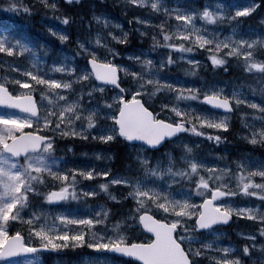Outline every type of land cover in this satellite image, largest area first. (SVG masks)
Listing matches in <instances>:
<instances>
[{
    "label": "snow or ice",
    "instance_id": "6c2138e0",
    "mask_svg": "<svg viewBox=\"0 0 264 264\" xmlns=\"http://www.w3.org/2000/svg\"><path fill=\"white\" fill-rule=\"evenodd\" d=\"M41 2L47 7L56 8L54 2ZM130 3L143 6L149 0H130ZM162 5L163 0H150L152 10L160 11ZM21 7L25 12L30 11L19 0H12L6 6L10 12L19 11ZM218 7L223 8V5ZM250 11L252 7H244L237 10L235 15ZM165 12L174 14L176 21L181 22L172 31H163V23L160 25L168 49L192 52V45L200 48L209 45L207 51L212 53L209 59L214 66L225 65V57L242 55L245 57V71L256 69L264 74V60L257 61L254 56L257 46L264 48V35L251 40L241 38L233 41L231 37L218 39L215 35L210 37L206 30L196 26V11L166 8ZM222 16V11L213 13L207 6L199 13V18L207 22H215ZM94 19L99 21L101 17L94 16ZM136 19L138 23H150L146 19ZM68 21L67 16L63 17L65 24ZM8 31V28L0 26V52L12 54L18 50L19 53L30 54L35 71H25L22 78L13 80L12 83L19 85V88L12 91L5 82L0 81V106L19 110L13 112L0 109V259L5 264H9L8 258H16L11 264H43L42 257L38 255L40 249L63 248L69 246V242L73 248L86 246L97 250L99 260L87 261L86 264H112L107 253L136 257L142 264H199L197 258L205 255V250H211L217 242L205 241L201 248H193V243L200 240L193 233L201 231L212 236L219 235L213 226L227 222L233 213L259 220V233L264 236V211L234 207L230 199L239 192L245 196L258 197L264 202V161H248L247 165L244 161H236L239 171H233L227 165L209 166L191 155L193 148L187 144L183 145L184 155L179 157L184 163L183 167L175 166V158L171 153H166V164L159 159L153 161L149 155L157 146L162 147L163 143L178 140L185 132L207 135L208 139L219 143L222 137L205 132L203 127L228 129L227 113L233 108L232 100L236 105L243 102L258 109L262 114L261 120H264V102L257 104L254 100L241 101L235 90L231 96L222 95V90L205 92L201 96L195 88L173 84L166 77L161 79L159 69L166 66L164 61L161 60L157 68L147 55L143 58L130 57L140 65L139 71L128 65L117 64L112 57L119 55V52L109 47L99 33L95 49L90 40L88 46L78 41L81 50L78 54L84 55L86 59V64L79 71L70 66L65 57L64 62H53L49 72L45 73L36 67L42 61L33 45L21 39L9 38L4 34ZM48 31L58 35L61 42L68 39L62 32L52 28ZM109 35L112 36L111 33ZM173 37L187 41L189 46L175 42ZM126 38V32L122 36H112V39L121 43ZM153 41L158 43L155 36ZM233 43L236 47L232 46ZM101 48L105 49L102 53L99 51ZM221 49L224 51L221 52ZM188 62L198 63L194 60ZM167 63H174L171 54ZM51 72L66 74L67 78H53ZM120 73L131 78L130 86L121 87L123 80ZM27 78L34 82L31 86ZM93 79L100 83H91L89 86L86 82ZM78 82L79 92L75 87ZM109 84L117 89L111 102L105 100L103 107L92 105L90 102L94 95L97 92L102 94ZM37 86L42 87L38 89ZM162 89L173 92L175 102L161 104L159 111H156L144 97H154ZM37 90L40 95L39 107L33 95ZM190 100H200L211 106V110L200 111L187 104L180 106V101ZM215 109H222L225 114L217 116L213 112ZM101 116L112 121V124L102 128L103 134L93 136V139L108 142L119 135L128 141L143 142L141 148L144 150L139 151L135 157L138 164L136 176L114 173L110 176V169L95 167H59L62 161L55 155L54 147L57 134L87 139L86 131L93 128ZM245 138L253 144L264 143V125L251 130ZM98 177L109 179L89 187L80 186L83 179L92 181ZM254 177H259V182ZM233 179L236 181L235 190L230 186ZM110 184L127 185L129 191L126 196L135 204L130 214L114 219V214L103 204L94 206L97 209L94 214H91V208L88 209L89 214L84 216L65 209L56 212L52 220H49L46 212L34 211L27 218L22 214V210L30 205L41 207L34 203L40 199L48 206L60 207L63 202L70 200L96 197L98 190L116 200L117 197L109 191ZM41 188L45 191H41ZM16 221L20 222L19 226L14 223ZM69 225L74 227L69 228ZM25 226L27 236L22 234ZM13 227H16L15 231H12ZM136 229L148 236L146 242H137L132 238L131 233ZM34 238H38L37 244L32 243ZM249 239L255 241L256 237L250 234ZM253 247H259L264 254V243L253 244ZM222 251L229 254L233 250L224 247ZM243 253L249 254L248 244L243 246ZM210 259L217 260L218 264H242L239 256L228 258L225 255ZM261 261L264 264V255Z\"/></svg>",
    "mask_w": 264,
    "mask_h": 264
},
{
    "label": "rangeland",
    "instance_id": "374dc122",
    "mask_svg": "<svg viewBox=\"0 0 264 264\" xmlns=\"http://www.w3.org/2000/svg\"><path fill=\"white\" fill-rule=\"evenodd\" d=\"M36 2H41V0H31ZM123 5L131 4L130 0H120ZM48 4L53 3V0H47ZM198 2V3H197ZM42 3V2H41ZM197 3V5H196ZM44 4V3H43ZM253 4L255 5L253 7ZM137 8L145 9L146 13L143 15V17H139L142 20L146 19L149 20L150 23L143 24L137 22V17L131 15L128 16V19H118L113 17L112 15L108 14L107 12L102 13H93L91 14L90 21L81 23L80 26L83 27V38L80 39L81 43H85L86 46H88V41H91L92 48H96L95 40L97 38V33L100 34L103 41L109 45V47L115 48L119 55H115L112 58L115 60L117 64H124L130 66L133 70L139 71L140 65L130 59V57L134 56H140L144 57L147 55L148 59H151L154 62V65L158 68L159 63L161 60L164 61L165 67L163 69H159L160 72V78L164 79L165 77L167 80L173 84H187L186 82L180 80V79H170L169 75H165L163 73V70L171 65H186L191 69H194L196 71H202V70H208L210 71L214 67L215 73L221 72L225 65H216L214 66L209 59V56L212 54L207 49L210 47L209 45H206L205 48H200L198 45H192L194 48V51L192 52H181L179 49H168L163 41V35H162V29L160 25L163 23V31H172L174 30L175 26L178 23L175 19V15H169L165 12L166 8H179L181 10L183 9H189L194 10L198 14L195 17V23L196 26L202 30H206V32L211 36L215 35L218 39H224L225 37H231L233 41H238L241 38L251 40L253 38H256L258 35H264V15L261 17L260 21L262 22V25H260L258 21V10L259 7L262 5V2L260 0H212L208 3L204 4V7H208L209 10L213 13L216 11H222L223 16L218 17L215 22H207L203 21L199 18V13L202 12V10L198 9V6L201 5V2L198 0H188L187 3H179L174 0L172 3H168V1L163 0V5L160 9V11H155L150 8V0L149 3H146L145 5L141 6L139 4L133 5ZM218 5H223V8H219ZM45 8L47 6L43 5ZM244 7H252V11H250L247 14H241L240 16H236L235 12L239 9H242ZM94 16H100L101 19L97 21L94 19ZM134 18H133V17ZM150 16V17H149ZM256 16L255 23L251 22L250 19L252 17ZM107 21V23H105ZM132 23V24H131ZM119 25V27H116ZM119 30V31H118ZM95 31V32H94ZM127 33V38L124 43L119 42L118 40L112 39V36H122L123 33ZM152 32V33H151ZM154 32V33H153ZM93 33V34H92ZM109 33L112 34V36L109 35ZM90 34V35H89ZM92 34V36H91ZM144 34V35H143ZM9 36V35H7ZM153 36L156 37V41L158 43H154ZM106 37V40H105ZM133 37V38H132ZM148 37V38H147ZM9 38L14 39L12 36H9ZM145 38V39H144ZM175 42H183L186 46L188 45L187 41L180 40L179 37H173L172 38ZM26 43V42H25ZM136 45V46H135ZM123 46V47H122ZM233 47H236V44H232ZM211 47L214 48V45ZM243 47V46H240ZM137 48V49H136ZM35 50V49H34ZM36 51V50H35ZM99 51L102 53L105 51V49L101 48ZM224 49H221V52H223ZM37 54L40 56V59L42 63L37 65L39 69H41L43 72L47 73L49 72V68L52 65V61L49 60L47 57L42 55L40 52L36 51ZM1 54L5 53L8 55H13L21 58V61L24 63V67L21 69V72L24 74L25 71L33 70L35 71V68L32 65L30 54L28 53H19L18 50H14L12 54H8L6 52H0ZM171 54L172 59L174 63L168 64V56ZM216 55H221V53H215ZM255 59L257 61L264 60V48H261L259 46L256 47V50L254 52ZM183 57V58H182ZM194 60L198 62L197 64H191L188 61ZM226 62L228 60H235L237 68L239 72L251 74L252 77L250 78V82L253 80L261 81L260 84L264 81V75H258L260 73L259 70L253 69L251 72L245 71V65L244 60L245 57L240 55L237 56H231V57H225ZM4 64L11 68V64L7 62L6 59H3ZM158 65V66H157ZM71 66V65H70ZM73 68H76L72 65ZM122 74V80L126 83V86H130L132 81L130 77H125L123 73ZM50 75L53 78H61V76H64L67 78L66 74H62L59 72H51ZM30 81V86L34 82L31 81L30 78H27ZM42 86H37V88H41ZM199 94L202 96L205 92H210L214 90H222V95H228L231 96V93L235 90L239 94V98L241 101H244L245 99L252 101L254 100L257 104H260L264 102V96H262V87L257 88L254 85H247L244 86L242 83H213L208 85L207 87L203 86V88H195ZM36 92H39L37 90ZM36 92L33 93V95H36ZM96 94H101L97 92ZM115 94V92L112 94V96ZM173 92L161 90L156 93L154 97H144V99H147L148 104L152 105L157 111L160 109L161 104L175 102V96ZM39 101H40V95H39ZM111 102V101H110ZM235 105V109L237 114L233 117L231 115L228 116V123L229 128L224 129H212L207 126L203 127V130L205 132H208L209 130H214V135H222L225 132H227L230 128L233 126H237L239 128L238 134L240 135V138L237 137L235 139V142L232 143L231 141L227 140L226 144L233 145L232 147L226 146L225 143L219 142L216 143V148L221 150V154L219 157H230L231 155H239L241 157H238V159H232L231 163L227 166H229L233 171H239L236 168V161H244L247 165L248 161H254V162H260L264 161V143H250L248 139H246V135L253 130L254 128H260L262 125H264V120H261V113L258 109H253L250 107L248 103H240L239 105L235 104V101H231ZM185 104L190 106L193 109H197L200 111H207L209 110L205 103H203L200 100H190V101H180V106L184 107ZM217 116H223L222 114L214 113ZM247 115V116H246ZM86 125V121L84 122ZM112 124V121L105 120L101 116L97 120V124L93 125V128L88 129L85 133L87 136V139H84L82 137H73L76 141H82L89 143L90 146L94 149H97L96 145H99V150L94 151L92 154H89L88 152H84L81 155V151L84 149H79V155L74 159L75 161L71 160L69 157L72 156V152L74 150L73 146H70L66 143V145H62L59 143V140H66L69 138V136H62L57 134L56 136V142H55V155L60 158L62 163L59 165L62 169H71L75 166H81L86 158L94 157V160L97 162L102 161L103 164L101 167H96V169H110V176L112 175V172L114 171L113 168L110 166L111 162L113 160L111 154H107L103 152V150H106V148H103L102 146L105 144L114 143L115 140L119 139L118 135L111 141L105 142L101 141L100 139L96 138L93 139V136L98 137L99 135L103 134L101 132V129L105 126L110 127ZM79 125V122H78ZM197 127H200L197 125ZM182 141V142H181ZM181 141H179L177 144L184 145L187 144L190 147L193 148V151L200 148L203 144H207V138H203L202 136L195 134V133H187L185 132ZM209 141L211 143H214V139ZM237 141V142H236ZM89 146V147H90ZM59 147L67 148L68 154L66 156H59L57 154V151L60 150ZM236 148V149H235ZM251 149V150H250ZM62 150V149H61ZM141 147H131L130 146V152L135 154V157L139 151H143ZM200 154H204L203 152H200L199 155H196V158L198 160H202L205 163H207L209 166L212 165V162L203 157L200 156ZM149 155L153 158V161L156 159L161 160L164 164L167 163L168 157L167 155L162 156H153V154L149 153ZM218 157V158H219ZM214 158H215V152H214ZM216 160H214V164L220 163ZM137 163V162H136ZM175 163L176 167H183L184 163L183 161H180L179 163ZM221 165V166H225ZM81 168H88V167H81ZM247 170H251L250 168H247ZM109 179V177H98L95 178L92 181H88L87 179H83L81 183V187H89L93 184H99L100 182H106ZM254 179L259 182V177H254ZM235 184L236 181L233 179L231 181L230 186L233 187L235 190ZM121 187L123 189L122 192H128L129 189L127 185H121V184H110L109 185V191L114 194L117 199L112 200L108 197L107 194L100 192L98 190V195L96 197H85L83 200H70L67 202H63V204L60 207H52L46 205V203L42 200L41 204L42 207L36 208L35 212H46L48 214L49 220H52L55 218V213L58 211H64L67 209L68 211L74 212L76 215L84 216L88 215L89 211L88 209H92V213L94 214L97 210L94 206L98 204H103L106 209L109 210L110 204H117L121 203L123 200H131L130 198H121L119 194H116L113 188ZM41 191H45V189L41 188ZM234 207H240V208H258L259 211H264V202L260 200L258 197H251V196H245L242 193L237 192V195L230 198ZM132 201V200H131ZM134 203V202H133ZM87 205V206H86ZM34 211L30 210V207L25 208L22 210V214L25 218L28 217L30 213ZM235 219L237 220V224H240L241 222H251L252 223V231H246L240 227V225H235L233 228L229 230H214L219 235L212 236L208 234H204L200 236V240L198 242L193 243V248H201V245L205 241H216L217 243L213 244V247L211 250H205L206 254L198 257L199 264H207L206 258L209 257H223L225 255L228 256V258H232L233 256H239L242 264H245V261H249L250 264H262L261 257L262 252L259 247H253V244L260 245L261 243H264V236H261L259 233V228L261 226V222L256 219H251L247 215H240L237 216L235 213L232 214ZM17 226H19L20 222L16 221L14 222ZM74 226L69 225V228H72ZM16 227L12 228V231H15ZM195 233V232H194ZM193 233V234H194ZM22 234L27 236V228L26 226L23 229ZM255 234V241H252L249 239V235ZM131 236L133 238V233H131ZM234 238L237 240H242V246L237 245L234 243ZM227 240V241H226ZM33 242H38V238H34ZM59 242V241H57ZM245 244L249 245V254H245L247 258L244 260L240 256V249L237 247L243 248ZM237 245V246H236ZM224 247H229L233 251L229 254L223 253L222 249ZM51 249L49 256L52 257L55 260V264H64L66 261L70 260V264H86L87 261H92L94 259L99 260V256L97 255V250L89 249L86 246H77L75 248L70 246L63 247V248H57V249ZM48 248V249H49ZM256 249V250H255ZM72 255H75V258L72 257ZM253 255V256H252ZM257 255V256H256ZM40 257L42 254L39 255ZM107 258L112 261V264H125L121 260H118L113 257H109L107 255ZM42 260L44 261V258L42 257ZM75 261V262H74ZM209 262L212 261L214 264H218V261L215 259H209ZM0 264H5V262H0ZM11 264V262H9Z\"/></svg>",
    "mask_w": 264,
    "mask_h": 264
},
{
    "label": "trees",
    "instance_id": "16d2710c",
    "mask_svg": "<svg viewBox=\"0 0 264 264\" xmlns=\"http://www.w3.org/2000/svg\"><path fill=\"white\" fill-rule=\"evenodd\" d=\"M165 1H173V0H165ZM180 2L187 3V0H179ZM206 0H202V4L198 9H204V2ZM12 0H0V26L8 28L9 31L4 33L5 35L12 36L14 39H21L22 42L31 43L34 49L40 52L42 55L47 57L52 62L61 63L64 62V58L67 57V63L69 65H73L76 67L77 71L81 67L86 64V59L84 55H79L78 53L81 51L79 49L78 41L83 38V27L80 26L81 23L90 21L91 14L93 13H102L107 12L115 18L128 19V16L145 15L143 13L142 8H137L132 6L131 4L123 5L120 0H53L56 4V8L53 9L51 7L45 8L43 3L31 1V0H19L22 5H26L30 11L25 12L24 8L21 7L19 11H8L6 6L10 4ZM122 10V12H121ZM124 10V11H123ZM130 10V11H128ZM87 11V12H86ZM89 11V12H88ZM133 11V12H132ZM121 12V13H120ZM129 12V13H128ZM135 14V15H134ZM67 16L69 21L67 24L63 22V17ZM256 16L250 19L251 22L255 23ZM49 28H52L54 31L62 32L68 36V39L64 42H61L58 35H53L48 31ZM47 50V51H45ZM0 53V66L2 68L3 74V82L10 88V91L13 89H18L19 85H15L12 83L15 79H20L23 77V73L21 69L24 67L23 61L21 58L13 55ZM3 59H6L7 62L11 64V68H8ZM165 75H169L170 79H180L187 84H182L184 87L191 88H203V86L207 87L213 83H242L244 86L254 85L257 88H264V81L260 84L261 81L253 80L250 82L251 74L240 73L235 60H228L224 69L221 72L215 73L214 67L208 70L202 71H193L186 65H171L163 70ZM258 75H264L258 73ZM91 86V83H95L94 80L90 82H86ZM76 91L79 92V82L75 85ZM122 87H126V83L123 81ZM87 91V89H85ZM114 90L105 89L102 94H95L92 101L90 102L92 105L99 104L103 107V103L105 100L111 101L112 94ZM15 94V92H14ZM36 96L39 97V92H36ZM87 101V97H85ZM150 105V104H149ZM157 111V110H156ZM239 128L237 126H233L227 132L221 135L223 141H231L235 142L237 137L240 138L238 134ZM207 133L214 134V130L208 131ZM51 135V133H48ZM62 137V136H59ZM203 138H207L208 143L203 144L200 148L193 151L191 155H196L200 152L204 154H200L212 162L214 164V143H211L208 139V136H202ZM181 141V139L179 140ZM177 142L169 143L165 146L162 152L156 154L155 156L166 155V153H171V155L175 158V162L179 163V157L184 155L183 145L177 144ZM234 141V142H233ZM59 143L62 145H66V143L70 146L74 147L72 152V156L69 157L71 160L79 155V149H84L80 153L81 155L84 152H88L92 154L94 151L99 150L100 146L95 144L97 149H94L90 146L89 143L76 141L72 136H69L66 140H59ZM90 146V147H89ZM106 148L103 152L112 155L111 167L113 168L112 174L116 175H127V176H136L138 164L135 160V154L130 152V145L127 143L125 139H117L114 143L105 144L102 146ZM60 150L57 151L59 156H66L68 154L67 148L59 147ZM62 149V150H61ZM221 154V150L218 153V157ZM74 157V159H73ZM220 165L226 164L228 162V157H219L218 158ZM103 164L102 161L94 160V157L86 158L81 167H101ZM79 167V166H75ZM116 194L126 198V192H122L123 189L121 187L113 188ZM42 199L38 201H34L35 204L41 205L42 207ZM31 211H36L37 207L29 206ZM135 207V204L131 200H123L121 203L110 204L109 210L114 214L113 218H119L124 215L130 214V210ZM159 218V217H157ZM240 225L242 229L246 231H252V223L251 222H241ZM234 225V226H235ZM133 239L137 241H141L145 238V235L142 234L141 230L136 229L133 232ZM194 235L202 236L203 234ZM227 241V240H226ZM234 243L242 246V240H237L234 238ZM38 242H33V244H37ZM236 245V246H237ZM240 249V256L245 260L247 256L243 253V248L237 246ZM44 258L43 264H55V260L49 256V253H44L42 255ZM75 258V255H72ZM198 259V258H197ZM210 257L206 260L207 264H214L212 261H208ZM211 260V259H210ZM199 261V259H198ZM75 262V261H74ZM125 264H133L130 262L123 261ZM64 264H70V260L66 261ZM245 264H250L247 260Z\"/></svg>",
    "mask_w": 264,
    "mask_h": 264
},
{
    "label": "water",
    "instance_id": "95a60500",
    "mask_svg": "<svg viewBox=\"0 0 264 264\" xmlns=\"http://www.w3.org/2000/svg\"><path fill=\"white\" fill-rule=\"evenodd\" d=\"M120 75V74H119ZM120 78H121V76H120ZM2 80V71H1V68H0V81ZM98 84L100 83V82H98V81H96ZM107 87H109V88H111V89H115L112 85H108ZM115 90H117V89H115ZM36 99V98H35ZM36 101H37V99H36ZM209 106V105H208ZM210 108H211V106H209ZM0 108L1 109H5V110H9V111H16V112H18L19 110H17V109H7V108H4L3 106H0ZM215 111H218V112H221V113H225L224 112V110H222V109H215ZM233 112V108H232V110L231 111H229L228 113H232ZM120 137V136H119ZM123 138V137H122ZM131 145H142L143 144V142H141V141H135V142H132V141H128ZM170 142V141H169ZM163 143V142H162ZM165 144L166 143H163V146L161 147V146H157V149L155 150V151H157V150H161L164 146H165ZM150 147V146H149ZM232 222H233V217L231 216L230 217V219L227 221V222H221V223H219L218 225H215V226H213L214 228H216V227H220V226H223V227H228L229 225H231L232 224ZM198 232H200L201 233V231H198ZM44 249H40L39 250V252L38 253H40V252H42ZM108 255H112V256H116V257H118V258H120V259H125V260H130V261H134V262H137L138 264H142V262H140L136 257H130V256H126V255H122V254H118V253H107ZM14 259H16V258H8V260L9 261H12V260H14ZM0 261L1 262H4V260L3 259H0Z\"/></svg>",
    "mask_w": 264,
    "mask_h": 264
},
{
    "label": "bare ground",
    "instance_id": "6f19581e",
    "mask_svg": "<svg viewBox=\"0 0 264 264\" xmlns=\"http://www.w3.org/2000/svg\"><path fill=\"white\" fill-rule=\"evenodd\" d=\"M124 11V10H123ZM128 11H130V10H128ZM87 12V11H86ZM89 12V11H88ZM121 12H122V10H121ZM120 12V13H121ZM133 12V11H132ZM129 13V12H128ZM131 15H133L132 13H131ZM135 15V14H134ZM133 17V16H132ZM135 17H142V18H145V17H143V15H136ZM150 17V16H149ZM134 18V17H133ZM132 24V23H131ZM119 31V30H118ZM95 32V31H94ZM152 33V32H151ZM154 33V32H153ZM93 34V33H92ZM92 34H91V36H92ZM90 35V34H89ZM144 35V34H143ZM133 38V37H132ZM148 38V37H147ZM145 39V38H144ZM105 40H106V37H105ZM136 46V45H135ZM123 47V46H122ZM137 49V48H136ZM159 63V62H158ZM158 66V65H157ZM247 116V115H246ZM237 142V141H236ZM233 148V147H232ZM236 149V148H235ZM251 150V149H250ZM263 150H264V148H263ZM238 155V154H237ZM231 156H233V155H231ZM221 163V162H220ZM256 250V249H255ZM253 256V255H252ZM257 256V255H256Z\"/></svg>",
    "mask_w": 264,
    "mask_h": 264
}]
</instances>
